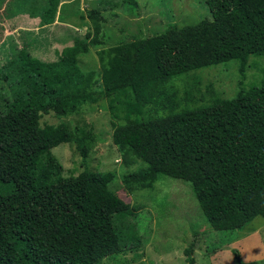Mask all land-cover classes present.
I'll use <instances>...</instances> for the list:
<instances>
[{
    "label": "trees",
    "instance_id": "obj_1",
    "mask_svg": "<svg viewBox=\"0 0 264 264\" xmlns=\"http://www.w3.org/2000/svg\"><path fill=\"white\" fill-rule=\"evenodd\" d=\"M204 2L210 18L107 47L103 12L81 15L77 0L59 19L70 30L78 23L88 31L82 37L66 31L65 58L44 62L24 47L7 64L18 88L0 93V264H126L119 258L142 257L137 216L143 208L110 189L116 172L86 168L64 177L52 152L72 144L87 161L93 127L43 123L45 116L62 120L104 104L124 166L141 164L123 175L128 193L152 190L168 177L191 184L216 231H240L264 218V117L254 122L249 113L264 103V73L250 88L240 82L232 100L212 85L203 93L200 78L187 81L230 61L243 74L251 57H264V0ZM59 5L48 0L41 13L46 26ZM33 32L23 34L31 33L32 43ZM92 48L99 66L84 72L80 57ZM193 249H186L187 264H196Z\"/></svg>",
    "mask_w": 264,
    "mask_h": 264
},
{
    "label": "rangeland",
    "instance_id": "obj_2",
    "mask_svg": "<svg viewBox=\"0 0 264 264\" xmlns=\"http://www.w3.org/2000/svg\"><path fill=\"white\" fill-rule=\"evenodd\" d=\"M77 0H60L53 24L46 26L41 18L48 0H0V93H15L17 83L14 68L7 67L24 47L32 56L44 62L58 61L63 51L71 47L66 40L70 35L84 36L88 27L68 29L66 22L58 20L63 12L72 10ZM105 0H79V14L101 10L107 19L104 26L107 47L132 39L161 34L170 25L187 26L210 18L204 0H107L111 5L101 6ZM65 6V7H64ZM78 6V5H77ZM65 10V11H64ZM77 21H79L77 19ZM34 31L36 41L32 43ZM31 44L28 46L26 44ZM82 71L90 72L99 66L96 49L80 57ZM239 64L230 61L201 70L188 76L187 81L200 78L202 92L210 85L217 96L232 100L237 96L240 82L250 88L261 80L264 73V57H251L243 74ZM203 71V72H202ZM7 77V79H6ZM7 91V92H6ZM264 102V101H263ZM103 104V103H101ZM254 122L264 117V103L258 102L249 109ZM66 123L70 128L84 123L95 132L96 143L87 161L83 160L72 144H61L53 154L64 168V177L77 176L84 169L94 172H116L110 189L132 205H142L137 222L144 249L136 256L129 253L119 258L126 264H187L186 249L194 244L196 264H264V218L256 217L240 231H216L203 215L190 183L162 177L154 189L128 193L123 185L124 174L138 171L141 164L130 168L113 143L111 115L106 104L90 108L80 116L58 120L45 116L43 123ZM258 133V132H257ZM260 134V133H259Z\"/></svg>",
    "mask_w": 264,
    "mask_h": 264
},
{
    "label": "crops",
    "instance_id": "obj_3",
    "mask_svg": "<svg viewBox=\"0 0 264 264\" xmlns=\"http://www.w3.org/2000/svg\"><path fill=\"white\" fill-rule=\"evenodd\" d=\"M58 20H60L59 17H58Z\"/></svg>",
    "mask_w": 264,
    "mask_h": 264
}]
</instances>
